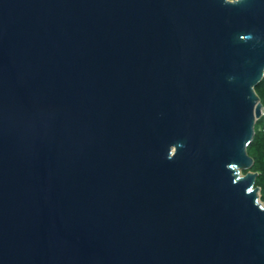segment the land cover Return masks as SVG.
Segmentation results:
<instances>
[{
  "label": "water",
  "instance_id": "95a60500",
  "mask_svg": "<svg viewBox=\"0 0 264 264\" xmlns=\"http://www.w3.org/2000/svg\"><path fill=\"white\" fill-rule=\"evenodd\" d=\"M263 78L264 0H0V264H264Z\"/></svg>",
  "mask_w": 264,
  "mask_h": 264
},
{
  "label": "trees",
  "instance_id": "16d2710c",
  "mask_svg": "<svg viewBox=\"0 0 264 264\" xmlns=\"http://www.w3.org/2000/svg\"><path fill=\"white\" fill-rule=\"evenodd\" d=\"M255 91L261 102L264 103V78L255 88ZM262 119L256 124L255 136L248 146V153L255 162L252 171L258 174L256 186L260 188V199L264 203V124L263 127L259 125V122L262 121Z\"/></svg>",
  "mask_w": 264,
  "mask_h": 264
},
{
  "label": "rangeland",
  "instance_id": "374dc122",
  "mask_svg": "<svg viewBox=\"0 0 264 264\" xmlns=\"http://www.w3.org/2000/svg\"><path fill=\"white\" fill-rule=\"evenodd\" d=\"M261 119H262V118H261ZM263 119H264V118H263ZM263 119H262V121L259 122V125H260L261 127H263V124H264V122H263L264 120H263ZM246 173H247L246 170H242V169L240 170V174H241V175L244 176ZM258 202H259L262 206H264V203L261 201L260 196H259V198H258Z\"/></svg>",
  "mask_w": 264,
  "mask_h": 264
},
{
  "label": "built area",
  "instance_id": "2783aa9c",
  "mask_svg": "<svg viewBox=\"0 0 264 264\" xmlns=\"http://www.w3.org/2000/svg\"><path fill=\"white\" fill-rule=\"evenodd\" d=\"M261 118H264V103L262 102V107H261Z\"/></svg>",
  "mask_w": 264,
  "mask_h": 264
}]
</instances>
